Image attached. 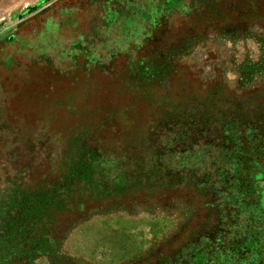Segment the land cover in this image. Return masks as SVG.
<instances>
[{
	"label": "rangeland",
	"instance_id": "obj_1",
	"mask_svg": "<svg viewBox=\"0 0 264 264\" xmlns=\"http://www.w3.org/2000/svg\"><path fill=\"white\" fill-rule=\"evenodd\" d=\"M43 191L12 264H264V0H0V202Z\"/></svg>",
	"mask_w": 264,
	"mask_h": 264
},
{
	"label": "trees",
	"instance_id": "obj_2",
	"mask_svg": "<svg viewBox=\"0 0 264 264\" xmlns=\"http://www.w3.org/2000/svg\"><path fill=\"white\" fill-rule=\"evenodd\" d=\"M162 63L157 64L146 59L141 62L140 70L152 72L155 66L159 70L158 66ZM251 155L256 157L255 152H252ZM255 157L245 163L253 165L256 161ZM260 176L262 173L259 170L256 174L253 173L252 178L254 180ZM89 179L87 178V180ZM51 199V192L43 191L41 194L25 195L22 202L11 199L0 202V264H12L21 257H26L25 260L31 261L51 251L53 247L52 238L43 235L28 240L26 236V231L28 229L35 230L36 224L41 223L43 217L46 216L42 211L49 210L50 206H44V204H48ZM47 216H50L49 212Z\"/></svg>",
	"mask_w": 264,
	"mask_h": 264
}]
</instances>
